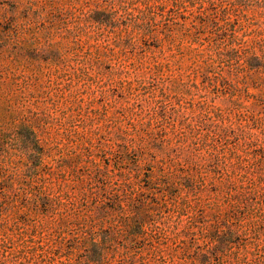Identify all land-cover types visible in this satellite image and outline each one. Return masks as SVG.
<instances>
[{"label":"rangeland","instance_id":"374dc122","mask_svg":"<svg viewBox=\"0 0 264 264\" xmlns=\"http://www.w3.org/2000/svg\"><path fill=\"white\" fill-rule=\"evenodd\" d=\"M26 1L0 0V203L7 202L0 207V264H79L88 255L77 240L81 232L59 226L63 211L33 204L37 192L33 191L36 183L27 178L29 155L17 141L27 126L34 127L41 145L50 149L43 162L52 167L53 194L67 191L70 202L75 200L87 213L118 203L127 212L141 205L148 213L145 235L128 252L121 240L108 244L105 264H127L129 255L137 264H200L195 255L216 246L205 237L215 214L225 216L230 210L225 200L226 170L222 166L216 170L203 149L195 151L202 167L193 189L176 187L164 197V184L157 178L169 176L180 168L178 163L184 164L191 140L181 142L180 132L193 135L204 129L198 107L205 103L212 115H224V122L215 121L220 127L236 131L229 132V140L216 141L227 157L228 171L235 172L232 180L237 182L243 173L264 180V171L250 168L248 162L240 164L236 158L246 157L249 141L237 133L240 128H250L253 139L264 135V73L249 68L237 73V65H232L235 61L229 63L223 55V40L204 25L198 9L186 0H150L160 6L155 26L159 40L137 47L118 41L116 34L123 27L111 33L90 26L89 11L104 9L107 0H57L63 12L46 13V19L26 18L22 13ZM3 14L10 17L8 22ZM242 15L238 18L241 32L264 31L259 9L249 7ZM77 25L86 30L76 32ZM158 66H169L171 71L161 72ZM162 89L171 98L158 107ZM163 104L169 113L172 107L181 108L177 128L156 119ZM122 131H129L135 139L125 160L112 138ZM23 137L28 139V133L23 132ZM261 155L256 149L251 156ZM98 168L111 175L127 174L135 194L112 187L102 193L96 187L101 183L94 178ZM88 181L97 195L83 199L81 192ZM183 199L191 205L180 207ZM252 202L264 210V197L257 196ZM113 214H119L118 208ZM192 224L194 232L189 230ZM155 226L161 228L156 232ZM226 227L234 232L233 238L210 254L208 264H264L260 216L231 213ZM37 243L44 248L32 252L30 248Z\"/></svg>","mask_w":264,"mask_h":264},{"label":"trees","instance_id":"16d2710c","mask_svg":"<svg viewBox=\"0 0 264 264\" xmlns=\"http://www.w3.org/2000/svg\"><path fill=\"white\" fill-rule=\"evenodd\" d=\"M19 2L23 4L21 1ZM107 2H109V5L103 7L104 9L98 7L89 11L88 21L90 26H95L97 30L107 28L111 33L123 27L117 32L116 36L118 41L126 46L137 47L143 42L150 40L158 42L159 35L156 34L155 26L157 25L156 18L159 15L157 11L160 9L159 5L152 4L150 0H107ZM205 2L208 3L209 7L205 6ZM25 3L27 6L22 10V13L26 18L38 17L46 19L48 18L46 13L48 15L50 12L53 14L63 12V7L58 4L57 0H27ZM184 3H188L191 7H196L198 9V18L202 20L204 25L212 28V33L223 40L222 43H224L226 48V52L223 55L229 63L235 61L232 65H237L234 69L237 73L247 68L264 73V31L255 29L250 32H241L242 27H240L238 22V18L244 17L242 11L249 7L259 9L261 14L264 15V0H186ZM117 14H120L119 18H117ZM2 17H4L6 22L10 19L7 14H3ZM75 30L76 32H83L86 27L77 25ZM98 37H101V34H98ZM0 40L1 44V36ZM164 69L171 71L169 66L157 67V70L161 72ZM83 72L87 73L85 69ZM192 86L196 87L195 85ZM167 89H162L161 98L157 101L158 107L171 98ZM234 92H237L235 87ZM258 100L262 101V99ZM161 108L163 111L160 112L156 119L161 118L165 123L171 125L172 128H177L176 122L181 108L172 107L170 113L167 105L163 104ZM198 108L201 110L200 123L204 125L206 132L201 133L204 130L203 128L199 130V133L196 132L193 135H189L187 131H181V142L185 143L191 140L188 153L184 157V164L182 162L178 163L180 168L177 170H172V167H170V170H172L170 175H160L157 181L164 184V189L166 190L164 197L176 187L187 190L193 189L197 183L195 176L201 173L202 167L197 160L195 151L203 149L211 156V161L217 167L216 170L220 166L226 170L228 186L225 189V200L229 202L230 210L225 216L216 213L213 224H211L209 231L205 233L206 239L212 240L216 246L206 252L195 255V260L199 261L200 264H208L210 254L221 250L233 238L234 232L230 227H226L231 213L234 215L245 212L255 213L264 221L263 208L261 206L254 207L252 202L257 196L264 197L262 186L264 180L263 177H259L257 180L254 177L249 178L248 173L239 174L237 182L232 180L235 172L234 170L228 171L227 157L223 155V150L218 149L216 141L218 139L227 141L229 140V132L236 133V131L231 127L222 128L215 122L216 120H224V115L221 112L212 115V111L209 110L205 103H200ZM173 114L175 117L172 116ZM23 128L20 127L23 131L17 135V141L21 144V149L29 155L27 178L29 181L36 183L33 191L37 192L32 197L33 204L36 208L47 206L52 208L53 211H63L58 219L59 226L73 227L78 230V233L81 232L77 240L81 246L88 250V255L86 260L79 264H105V247L115 241L121 240L126 252L132 249L137 244L138 239L145 235L144 223L149 217L148 213H145V208L141 207V205H133L130 211L127 212L126 208L120 203L115 207H111V209L106 207L105 204L95 208L92 213H87L80 206H77L75 200L70 202L72 196L67 191L64 194H53L51 190L53 188L52 167L45 165L43 162L44 157L48 156L50 149L41 145L34 127L27 126ZM250 130L249 128L248 131H245L244 127L238 130L237 133L241 132V135L247 137L249 141L246 143V157L242 158L240 155H236V158L240 164L248 162L250 168L264 171V135L261 138L253 139V134ZM23 132L28 133V139L23 137ZM132 135L129 131H122L112 137L121 148L118 153L123 160H125L130 148L133 147L135 139L131 137ZM192 148H194V151ZM1 149L2 145L0 144ZM87 149L91 150V144ZM256 149L261 150V157L251 156L252 151ZM232 154L234 155V153ZM77 160L83 161V157H78ZM87 162H89V159ZM43 169H46V171L43 172ZM94 178L101 183V186L96 187H100L104 194H107L108 187H112L117 192L130 191L131 194H135L134 183L129 182L130 177L127 174L111 175L106 169L98 168ZM114 178L116 179L114 180ZM89 195H97V190L91 181L87 182V187L81 192L83 199H87ZM6 203L2 201L0 207H4ZM164 204H166V201ZM190 205L191 201L183 199L180 207L183 208ZM117 208L119 214L116 216L113 213H115ZM107 223L109 227H105ZM194 226L192 224L189 227L191 232H194ZM155 227L156 229L154 230L156 232L161 228L159 226ZM96 229H99L100 234H97L99 233L97 231L95 232ZM161 231L164 232V229H161ZM96 236H100L99 239ZM43 248L44 246L41 243H37L30 250L35 252ZM5 259L7 260V257ZM21 264L26 263L22 262ZM127 264H137L133 255H129Z\"/></svg>","mask_w":264,"mask_h":264}]
</instances>
